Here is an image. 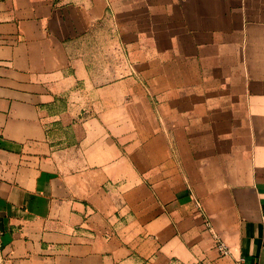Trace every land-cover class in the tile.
<instances>
[{"label": "crops", "instance_id": "1", "mask_svg": "<svg viewBox=\"0 0 264 264\" xmlns=\"http://www.w3.org/2000/svg\"><path fill=\"white\" fill-rule=\"evenodd\" d=\"M238 258L264 264V0H0V264Z\"/></svg>", "mask_w": 264, "mask_h": 264}, {"label": "built area", "instance_id": "2", "mask_svg": "<svg viewBox=\"0 0 264 264\" xmlns=\"http://www.w3.org/2000/svg\"><path fill=\"white\" fill-rule=\"evenodd\" d=\"M209 230L212 232L213 238L216 240V247L218 249V251L220 252V254L222 256H228L231 254V249L230 247L226 244V242L224 240L221 239V237L219 236V234L215 231V229L211 226L210 223L207 224ZM231 264H261L258 261H254V262H247L244 258H238L235 259Z\"/></svg>", "mask_w": 264, "mask_h": 264}, {"label": "rangeland", "instance_id": "3", "mask_svg": "<svg viewBox=\"0 0 264 264\" xmlns=\"http://www.w3.org/2000/svg\"><path fill=\"white\" fill-rule=\"evenodd\" d=\"M84 53H85L86 55H90V56H92V46H91V47H86Z\"/></svg>", "mask_w": 264, "mask_h": 264}]
</instances>
